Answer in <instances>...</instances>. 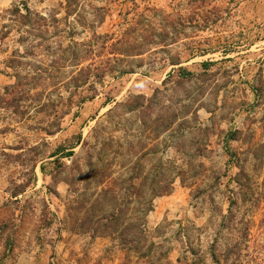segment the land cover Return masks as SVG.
I'll return each instance as SVG.
<instances>
[{
	"label": "rangeland",
	"instance_id": "rangeland-1",
	"mask_svg": "<svg viewBox=\"0 0 264 264\" xmlns=\"http://www.w3.org/2000/svg\"><path fill=\"white\" fill-rule=\"evenodd\" d=\"M0 264H264V0H0Z\"/></svg>",
	"mask_w": 264,
	"mask_h": 264
},
{
	"label": "trees",
	"instance_id": "trees-1",
	"mask_svg": "<svg viewBox=\"0 0 264 264\" xmlns=\"http://www.w3.org/2000/svg\"><path fill=\"white\" fill-rule=\"evenodd\" d=\"M109 191V190H108ZM108 193V192H107ZM106 193V194H107ZM155 195H157V193H154L153 192V196L155 197ZM138 197H139V200L141 199V201L142 202H144V199H143V195L142 194H138L137 195ZM151 210H152V204H151V202L148 204V206H146L145 208H144V210H143V213L144 214H147V213H149V212H151ZM90 217V216H89ZM107 217H118V215H116V213L114 212V213H110Z\"/></svg>",
	"mask_w": 264,
	"mask_h": 264
}]
</instances>
